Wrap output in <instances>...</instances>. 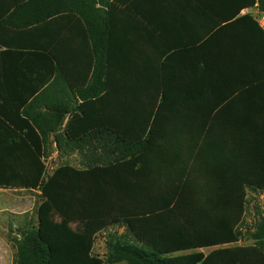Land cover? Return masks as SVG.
Instances as JSON below:
<instances>
[{"label": "trees", "instance_id": "16d2710c", "mask_svg": "<svg viewBox=\"0 0 264 264\" xmlns=\"http://www.w3.org/2000/svg\"><path fill=\"white\" fill-rule=\"evenodd\" d=\"M258 3L264 12V0ZM95 6L80 14L93 45L95 89L77 139L98 144L85 168L61 165L48 176L39 146L19 145L20 171L0 174V187H32L40 202L37 221L6 237L13 264H264V210L249 231L254 244L235 245L248 190L264 191V79L240 95L245 109L199 112L209 125L193 128L189 142L176 140L174 131L187 128L165 122L169 96L108 91L107 16ZM257 30L264 54V31ZM222 119L236 125L218 127ZM113 227L124 232L110 231L105 258L94 256L97 235Z\"/></svg>", "mask_w": 264, "mask_h": 264}, {"label": "crops", "instance_id": "0c3cea01", "mask_svg": "<svg viewBox=\"0 0 264 264\" xmlns=\"http://www.w3.org/2000/svg\"><path fill=\"white\" fill-rule=\"evenodd\" d=\"M95 1L107 16L108 91L169 96L171 119L165 122L187 128L181 135L174 131L176 140L189 142L193 128L209 125L199 112L245 109L248 99L240 95L264 79L258 0ZM92 7L93 0H0V174H18L23 143L39 146L46 174L69 159L78 165H62L83 169L91 162L98 142L79 141L77 134L88 124L83 113L95 89L93 45L80 17ZM105 109L112 112L113 101ZM216 124L236 125L225 119ZM25 169L32 178L38 174L35 165ZM19 192L40 196L32 187H0L6 234L17 235ZM0 264H13L1 233Z\"/></svg>", "mask_w": 264, "mask_h": 264}, {"label": "rangeland", "instance_id": "374dc122", "mask_svg": "<svg viewBox=\"0 0 264 264\" xmlns=\"http://www.w3.org/2000/svg\"><path fill=\"white\" fill-rule=\"evenodd\" d=\"M54 164V163H53ZM58 164V163H57ZM62 164H71L74 166H77V160L75 159H69L67 162H63L58 165ZM55 169L57 166L56 164L52 165L50 164V168ZM17 196L19 198V207L20 210L18 213L17 218L13 219L14 223L18 226V228H23L28 222H36L37 221V207L39 205L40 199L38 194H34L31 192H19L17 193ZM31 200H34L31 207L24 209L26 205L29 204ZM264 208V194H260L258 192H254L252 190H248L247 199H246V212L244 215V222L241 225V231L243 233L241 240L235 244L237 246H250L253 245L254 242L249 238V231H252L255 228V223L259 219V213L263 211ZM24 210V211H23ZM8 219H0V232L2 235L5 236V238L10 234H6L5 228H6V222ZM110 231H117L119 233H123L124 229L119 227H113L109 229L108 231L101 232L97 235L94 245L93 254L94 256H97L101 259L105 258L106 254V247H105V241L107 238V234ZM19 231L17 230V234ZM7 240V238H6ZM8 242V240H7ZM9 243V242H8ZM11 246V245H10ZM12 248V247H11ZM214 250V248L206 249L204 252L208 254ZM13 251V261H14V250ZM189 252L184 253H178L175 255H183L187 254Z\"/></svg>", "mask_w": 264, "mask_h": 264}, {"label": "built area", "instance_id": "2783aa9c", "mask_svg": "<svg viewBox=\"0 0 264 264\" xmlns=\"http://www.w3.org/2000/svg\"><path fill=\"white\" fill-rule=\"evenodd\" d=\"M50 174H51V171H48V173H47L46 175L48 176V175H50ZM258 193H260V194H264V191H263V192H258ZM263 210H264V208H263ZM258 220H259V219H258ZM258 220L256 221L255 225L257 224Z\"/></svg>", "mask_w": 264, "mask_h": 264}]
</instances>
